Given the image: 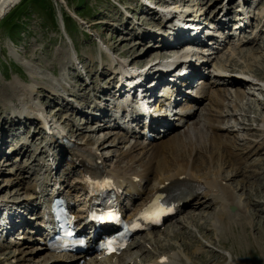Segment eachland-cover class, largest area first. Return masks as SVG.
Masks as SVG:
<instances>
[{
    "label": "rangeland",
    "instance_id": "rangeland-1",
    "mask_svg": "<svg viewBox=\"0 0 264 264\" xmlns=\"http://www.w3.org/2000/svg\"><path fill=\"white\" fill-rule=\"evenodd\" d=\"M1 1L2 0H0V2ZM217 2L218 1H216L215 4H217ZM258 2L260 6L258 5L259 10H256V18L260 15L262 10L260 7L264 5V0H259ZM124 4L134 9L133 11L130 9L128 11L132 16V18L128 17V22H130V24H128L129 28L132 24L134 26L148 27L151 25L152 19L157 17L155 14L152 19L141 16L142 12L138 10V6L134 0H16L13 1L11 6H7L5 9L6 11L1 12L0 15V112L2 113L0 114V118L4 117L3 113L9 110L7 105L13 107L18 101L22 100L23 97L18 94H23L24 91H28L29 93L30 91V96H32L30 102L34 100L38 104L43 105L45 113L49 117H54L53 120L56 121L58 128L62 129L64 127L65 129L72 130L77 141L90 142L92 140H97L96 142L97 144L99 143L102 155H107L108 159L106 163L110 168L117 165L116 167L123 168H120L121 170L129 169L132 172L135 171L137 174L144 175L142 179V182L144 181V187H149L151 182L148 179L150 176L147 174V166L149 164L147 160L149 159L148 155H150L153 145L144 144V148L141 149L139 148L140 146L135 147L133 145L135 148L131 149L130 146L122 142L121 137H123V133L121 130H119L117 134L116 130L112 131L111 136L108 134L107 128L99 129L98 131H89V124L86 123L85 126L79 123L80 120H86V118H75L70 115L68 111L54 114V112L58 110V107H54L55 103L49 105L51 99L56 97L54 91L67 88L71 92L77 90V85H74L75 82L79 84L77 73L70 68V65L75 61L72 62L68 58V53L71 54L73 52L72 45L76 49L78 59L84 64L82 65L84 71L90 68V72H87L86 75L82 73V69H80V71L76 70L80 72L84 79H88L90 73L98 70L103 61H99L100 46L97 45L96 40L104 38L98 36V33H95L89 28V25L91 23H103L105 21L110 23V20L118 17L119 13L124 14L122 11ZM56 11L60 15V11L67 12L66 16H70L69 20L65 19L69 27H67L69 34H67L63 26L60 25L61 17L60 15V18L56 17ZM101 27H103L101 32L105 34L104 37L107 36V39H111L110 36L113 34L112 38L114 42L112 44L118 46L116 50L127 54L120 58L121 61L130 60L132 59L130 57L133 55V60L137 58V61L135 60L136 62L145 61V56H147L150 51H145L141 54L140 52L149 47V41L141 42L138 38L131 37L129 33L123 31L113 32L110 26L103 25ZM119 28L124 29V26L119 25ZM69 38H72V40L70 39L72 43H70ZM104 41L111 44V42H108L106 39ZM106 45L108 46V44ZM125 50H129V52H124ZM227 52L228 49H224L222 52L218 53L215 58L220 59L221 56L225 55ZM159 53L161 54L160 51L157 53L155 51L151 52V54L155 55ZM247 53L248 52L244 51V54ZM240 55L241 53L239 55L235 54L232 59L229 60L231 63L237 61L236 63L241 64V66L246 67V69L252 70L259 78L264 79V57L262 58L261 55L251 54L240 59ZM141 57H145V59ZM95 60H97L96 63H94ZM228 64L230 63L225 62L221 63L220 66H227ZM232 67L238 68L239 66L232 65ZM43 72L49 77L53 76L51 72H58V75L51 79L58 85L57 89L52 88L49 81L42 79L40 74ZM17 76L21 77V81L25 85H23V87L21 86L22 89L14 84ZM104 77L105 75L102 76L100 85H102L101 82H106L107 79H104ZM59 79H62L63 82ZM210 82L211 81L206 82V87L210 89L220 88V91L223 92V107L219 109L220 111L218 109L215 110L209 100L206 99L201 104L200 110L206 113L208 109H213L214 111L220 112V114L222 111L224 116L226 115L222 118H216L220 122L215 121V123L221 124L224 128L220 132H217L220 129L217 128L216 132L222 137L221 140H223L226 145L228 144L229 150L241 161L238 166L241 168L246 167L244 168V170H246L245 177L237 176L238 180L241 181L239 185L235 182L236 179H227L222 183L226 182L230 185L232 182L231 187L234 188V193L236 194L237 192L238 194L236 195L240 197V202L243 201L246 205V199H248V196H251L253 201L249 203L255 208L257 215L252 218V216L249 215L250 208L243 207L245 217L237 215L235 218H228L229 216L226 213V216L222 214L223 220L221 219L220 221L215 215L218 213L219 209L217 204L210 205V207L206 208L200 207L198 208L199 210L197 209V217L195 215L191 220L195 221V224H199L198 226L202 229L200 230L201 234L206 235V237H211L210 240L212 242L210 244L201 242L200 239L205 236L200 235L197 228L190 221L183 219V222L187 226H183L180 222H169L163 230H158L155 234L157 240L155 238L151 239L152 245L148 246L149 244L146 245L145 243L142 247L135 246V248L133 247L134 250L131 249L130 254H140L141 256L138 257L142 258L146 256L149 260L150 257L154 256L153 252H165L170 255L173 254L175 257L178 252L181 253V257H184L186 253L187 256L181 259L182 264H189L191 261L193 262L192 264H264V235L259 233V231L262 234L264 232V149H260L264 147V133L252 137L251 135L254 133L250 130L252 126H239L240 128L237 126L231 128L226 124L231 114H234L235 118L242 122L249 120L251 118L250 114L264 117V100H261V103H259L253 95L248 94L246 91H243V89L241 95L243 96V94H245V96L242 98L240 95V98L236 99L234 95V97L230 96L227 89L228 86L221 85V87H213ZM96 83H98L97 80H95L93 85ZM104 85H107V83ZM15 86L19 89L16 90L17 88ZM79 91H82L81 94H83L81 102L85 101L83 100L84 97H87V103L89 100L87 88ZM261 95L264 97V93ZM13 97L14 99H11ZM15 97L18 98L16 99ZM10 102H12V104H9ZM30 102L29 104L32 103ZM233 103L236 105L235 109H233ZM182 106L185 105L182 104ZM213 110L211 112H213ZM20 118H23V116ZM257 120L262 122L263 119L259 118ZM73 121L76 123L74 127ZM73 128H79L80 130L75 132ZM214 128H216V126ZM182 129L186 130V127L184 126ZM26 131L27 128L25 127L22 133H26ZM63 133H65V130H63ZM208 133L210 134V131L207 132V134ZM182 134L184 133L182 132ZM171 135L175 134H170L165 137V139L171 137ZM31 136L29 137L30 139H32ZM35 138H33L34 142ZM247 139H251V142L245 143ZM136 140L138 142L141 141L140 138ZM159 141L160 140L152 141V144L158 143ZM227 141H233V146ZM230 146L239 154H244L246 151L250 150V154L246 156L247 163L244 157L234 153ZM35 147L32 149V156L23 158L22 162H16L15 164L4 163L5 166L0 165V198L4 197L11 200H20L24 199L26 194H30L27 191L33 188L31 186H34L36 175L34 173H29V171L21 172L20 169H22L25 164L26 166H35L36 161H34L35 159L33 160V158L39 149ZM11 149L12 147H7L8 152ZM27 153L30 154L31 151L27 150ZM246 153H249V151ZM257 159L261 160L257 161L255 166L261 170L255 168L253 165ZM250 163H252V167L248 166ZM68 167L69 161H64L63 169L68 170ZM221 169H219V173L227 177L230 167L223 166ZM255 172H258L260 176L258 177ZM231 175L228 178H232L233 175ZM74 176V179H77V174L71 177ZM257 191L263 193L258 195L256 193ZM254 201L258 202L256 206ZM34 203H38V200L35 199ZM199 214L202 217H199ZM229 215L233 216L234 214L231 213ZM212 216L216 217L218 221ZM238 218H240L241 222L249 221V223L238 224L236 223L240 222ZM214 221L216 222V226L212 225ZM210 223V226L213 228L212 236V229L208 226ZM176 224H178V227H175ZM208 229L210 230L208 231ZM23 238L27 241L32 239L25 235H23ZM10 242L14 243V245H9V243H7L9 248L15 251L10 252L11 254H7L9 250L0 252V264H41L44 261V257L48 255L44 249L36 250L39 245L34 242H22L19 239H10ZM180 244H182L184 250L181 248L182 246L180 247ZM24 245H26L27 248L23 249ZM13 246H20L18 248L26 252L25 257ZM33 249L34 251L30 252ZM39 252L42 254V259H39L37 256ZM178 257L179 256L175 258V260L177 259L176 261H178Z\"/></svg>",
    "mask_w": 264,
    "mask_h": 264
},
{
    "label": "bare ground",
    "instance_id": "bare-ground-1",
    "mask_svg": "<svg viewBox=\"0 0 264 264\" xmlns=\"http://www.w3.org/2000/svg\"><path fill=\"white\" fill-rule=\"evenodd\" d=\"M13 1H16V0H2L0 2V15H1V12L6 11L5 9L7 8V6H11L13 4ZM183 1L186 2V0H183ZM191 1H192L191 2L192 5H194V3H197V0H191ZM168 10H167V13H164V16L169 15ZM171 10L173 11L174 8H171ZM184 10H185V8H184ZM193 10H194V8H193ZM195 11H197V10H195ZM56 13H57L56 17H59L60 14L58 12H56ZM60 13H61V15H60L61 18L59 17L60 18V25H62L63 28L65 29V32L67 34H69V32L67 30L68 26H67L65 19L69 20L70 16H66V15L63 16L62 11H60ZM65 13H67V12H65ZM173 15L174 14H172V16ZM123 17H124L123 14L119 13V16L116 18H113L112 19L113 21H111V23L116 27L117 26L116 22L123 19ZM176 17L177 16H173V20ZM173 20H172V22H173ZM175 20H176L177 25L183 24L182 21H180L178 19H175ZM172 22H170L169 24H171ZM104 23H102V22L91 23L89 25V28H91L95 33H98V36L103 37L108 42H111V47H113V49L116 50V49H118V46H114L112 44L114 42L113 38H112L113 34L110 36L111 39H107V36L104 37L105 34H102V32H101V30L103 28L101 26H103ZM113 25L112 26L110 25V27L114 28ZM168 29L169 28H165L166 31ZM149 33H151V32H149ZM140 34L142 37H145V31L140 32ZM173 35H177V37L181 36V34L179 35L177 33H174ZM151 38H152V36H151ZM229 39H230V37L228 38V40ZM253 41H254V39H253ZM253 41L251 43H253ZM245 45L246 44H243V46H241V47H245ZM236 46L238 47V45H236ZM162 47H163V43H162V46L159 48H162ZM199 47H200V48H198L199 52H196V55L197 54H203L207 51H210V49L203 48V46H199ZM173 50H175V49H163V51H160L161 54L159 53L158 55H155V56L156 57H162V56L168 55V53L172 52ZM189 51H192L191 48H189ZM118 52L123 54V55H126L123 52H120V51H118ZM124 52H129V50H125ZM185 54L187 55V52ZM233 54H234V51L232 49H228V52L225 55H222L220 59H215V60L212 59L211 60V62H213L211 67L214 71H216V73H218L216 80H218L220 83L223 81V82H225L226 85L232 87L230 89L233 91V95L237 99V98H240L242 90H241V88L236 87V86H241L243 84H247V82H249L247 79L253 78V74H252V70H249L248 68L247 69L246 68L241 69V72H243V74L245 75L244 77L247 78L246 81L241 79V78L223 77L222 75H224V74L220 75V73H223V71L226 72L225 70H230V71H232V69L235 71L238 70L237 68L232 67L233 64L229 60V59H232ZM188 55H190V52H188ZM177 57L178 56L174 55L173 57H171V59H175ZM132 58H133V56H132ZM198 58L200 59L201 57L198 55ZM135 60L137 61V58H135ZM131 61H133V59ZM136 61H135V63H137V64H144L143 61H140V62H136ZM170 61H171L170 63L174 64L173 60H170ZM225 62L230 63V64L228 66H226V68H220L221 63H225ZM159 63H160V60H157L153 64V66H151L148 70L147 69L144 70L143 71L144 73L141 76H139L138 78L143 79V77H145L143 79V81H144V80H146V77L158 78L159 76H172L175 79L176 84L173 85L172 88H169V85L167 84V82H165L166 83L165 85H160L159 92L162 93L164 91V94L167 97L172 96V98H173L172 103H175V104L177 103L176 107H178L179 109H177L176 107L172 108V112L176 111V113H173L172 115L174 116V115L178 114V116H179L178 119L185 121L183 127L185 126L186 130L182 129L183 128L182 127L181 129L183 131L181 129L179 131H177V133L174 131L175 133H172V134H175V135H171V137L165 139V137L170 135L169 134L170 129L165 132L166 127H165V124L163 123V120L166 119V120H168L167 122H170V120L167 119L168 115L166 113L162 112L163 109H161V111L155 110V109H158V107H159V101H156V103L153 104V105H156V107L151 109V111H154V113H157V114H149V116H147L150 119L149 128H150L151 134L153 135V139L151 140L150 138L144 136L141 138L143 139V141L145 143L142 142V139L140 142H138L136 140L137 137H134V136H136L137 132H134L132 130L129 137H127L128 133L127 132L125 133V137H127V140H125V142H124L125 144H127V142L131 143L134 141V144L130 145L131 149L135 148L137 146L138 147L140 146L139 147L140 149L144 148L143 147L144 144L153 145V147L151 148V153H150V155H148L149 159L147 160L149 163L147 166V174H148V176H150V178H148V179L151 182L149 187H144V184L142 185V179H143L144 175L142 176L140 174H137L135 171L132 172L129 169H128L129 171L126 169L121 170L120 168L117 167V168H114L113 170H110V172H106L102 168V158L97 153L98 148L97 147L92 148L90 145V144H94V143L97 144L96 141L92 140L88 143H85V145L89 146L96 153V157L94 159L95 164L102 169V171L104 172V175L112 177V179L115 182L117 181L118 178H121L123 181H125V183H123L124 188L127 186V188H129L128 191L134 190L139 195H141L142 200L140 201V204L137 205L136 207H139L140 205L146 203L153 196H156L160 191L164 190L165 188L175 187L178 191V193L176 194V198L178 199V202L180 203V205H183V206H180V208L189 207L191 212L196 211L198 213V210H199L198 208H200V207L206 208V207H210V205L217 204L218 206H220L221 209L215 215L221 221L222 214H225V216H226V213L228 214V216H229V214H231L228 212V207L231 204H233L236 206V212L234 214L245 217L244 216L245 213H243L244 209H243V207H240V203L244 204V202L243 201L240 202V197L234 193V188L231 187L232 182L230 185L226 182L222 183L224 180H227V179H229V180H232V179L235 180L236 179L235 182L239 185V183L241 181L238 180L237 176L245 177V175H246L245 171L246 170H244V168H246V167L241 168L238 166L241 163V161H239L238 158L236 157V155L233 154L229 150V148H228L229 146H227L228 144L226 145L223 142V140H221L222 137H220V135L217 133V132H220L221 131L220 129L222 128L219 124L215 123L217 116H219L220 114L214 113L215 111L213 109H212L213 113L212 112L210 113V111H212L210 109H208V112L206 111V113L201 112V110L198 111L199 105L201 104L199 102V100H202V98L199 100L194 99L193 101H191L189 103L187 101L188 99L186 97H183L184 95L182 94V91L185 92V89H184L185 87L189 88L190 86H193L194 83H189L185 86V83L180 80L182 75H179V76L175 75L174 76V75L168 73L170 68L167 66L163 67L164 68L163 71L162 70H159L158 72L155 71V70H157L156 67ZM202 65L199 64V66H201V68H203V66H204V65L203 66ZM100 70L102 73H105L106 71L111 70V68L103 67V68H100ZM146 72H147V74H146ZM190 72L191 71H189V70H185L184 73H182L183 77L189 78V77H192L193 74L196 75V73L189 75ZM145 74H146V76H145ZM150 75H155V77L150 76ZM108 77H110V76L108 75ZM21 80H22L21 77L17 76V79L14 82V84L16 86H19L20 89H22V87L24 85V83ZM156 82H159V80ZM170 83H172L171 79H170ZM202 83L204 84V81H202ZM25 84H27V83H25ZM212 86L214 87V84H212ZM16 88H17L16 90L19 89L18 87H16ZM140 88L143 89V86H140ZM235 88H237V89H235ZM96 89L98 90V92H100V86H98V88L96 87ZM172 89H173V91H172ZM178 90L180 92V96H179V93H177ZM215 90L216 89H211L210 93H209L202 86V91L205 93L206 97L208 96L212 107H214L215 110L216 109L219 110L220 108L223 107L222 97L224 94L218 90H216V91ZM202 91H200L198 93L200 94ZM237 91L239 92V94ZM185 94H187V93H185ZM18 95L23 97L21 101H18V103H16L17 109H20V111L17 112L16 110H14L15 113H13V115L11 116L12 119H15L16 116H19L18 118L23 116V118L30 119L31 121H34L35 116L32 115L31 112L33 111V109H35V107L39 108L41 111L43 110L42 111L43 116L47 117V114L44 112V109H42L41 107H39L37 105H33L34 103L29 104L30 100L32 99V96H30L31 95L30 91H29V93H28V91L27 92L24 91L23 94H18ZM153 96L156 98L158 96V94L156 92H154ZM98 97L99 96H96V98H98ZM241 97H242V95H241ZM11 99H14V97ZM145 101L147 102L146 104L148 106V101H150V99H146ZM180 101H183L184 104H186V106H182ZM103 105H105V103ZM232 105H233V109H235L236 105L234 103ZM117 108H119V107L117 106ZM140 108L142 110L146 109V105L144 102L140 103ZM9 109H13L12 106H9ZM164 110L170 112V110H168V109H164ZM216 112H218V111H216ZM24 115H26V116H24ZM206 115H207V117H206ZM107 116H111V115H107ZM6 118H8V117H6ZM6 120H8V119H6ZM132 122H135V120H133ZM132 122H131V126L133 125ZM236 122H237V120H233V122L229 123L228 126H230V127L235 126L237 124ZM258 123L259 124H257V125H264V119L262 120V122L258 121ZM39 125L41 127V124H39ZM244 125L250 126L251 123H245V124H243V126ZM135 126H138V125L136 124ZM215 126H216V128H214ZM217 128H220V129L216 132ZM24 129H25V127L23 128V130ZM251 129H254V128H251ZM52 130H53V132L51 133L52 138L48 139L49 146L52 145L53 147H58L56 144H59L60 141L57 140L58 137L54 133L53 127H52ZM141 130L144 131L143 129H141ZM254 130L260 131V129L259 130L254 129ZM209 131H210V134L208 133L209 134L208 135L207 132H209ZM182 132L184 134H182ZM62 133H63V130H62ZM0 134H1V131H0ZM3 134L7 137L8 132L5 131V132H3ZM36 134H40L39 131H36V132L34 131V133H32V136L30 135L32 138V141H33V138L36 137L35 136ZM62 135L60 137H62ZM69 138L72 140V138H74V134L72 133ZM156 140H160V141L158 143L152 144V141H156ZM228 143L230 144V142H228ZM66 144H68V141L66 142ZM230 147L233 150L232 146H230ZM77 149H78V152H80V154L83 157L91 158L92 153H81V150L84 148H77ZM53 151H54V148H53ZM248 151L250 153V150H248ZM248 151H246V152H248ZM56 153H58V152L56 151ZM54 158L51 159V165H49L50 169H54L53 159L55 161H57V160L62 161L61 157L55 156ZM77 160H78V157H77ZM79 162H81V160H79ZM81 165L83 166V170H82L83 172H82V175H80V178H82V176L84 178V176H92L93 174H99L98 172L93 173V171L89 167H87L85 164L81 163ZM43 166H44V164H43ZM223 166L230 167V171L228 172L229 175H227V177L226 176L224 177L219 173V169H221ZM88 172H90V173H88ZM129 172H131V173H129ZM65 173H66V170L63 169V171L60 173V175L65 177V175H66ZM231 174L233 175V177L228 178ZM46 183H47V181H45L44 184H46ZM33 185L34 186H31L33 188L32 189L30 188L31 190L29 189L33 199H29L28 201H25V203H29L32 206V204H36V203H34V200L37 199L38 200V204H37L38 208H42V207H44V204L41 203V201H40L41 199H38V195L41 192V191H39L41 187L35 186V184H33ZM66 188H69V187H66ZM70 188H72L73 191H76L75 189L79 190V188H81V184L76 182L73 184V186L71 185ZM61 190L62 189H60V190L57 189V191L60 192L61 195L67 193V192H63ZM54 191H55V188L52 190L51 195H53ZM261 191H262V189H261ZM260 192L257 191L256 193L258 195L263 193V192L262 193H260ZM60 193H58V194H60ZM78 193H79V191H78ZM74 197L77 198V195L76 196L74 195ZM24 200L25 199H23V201ZM246 200H247L246 203L248 204L250 201L251 202L253 201V198L251 196H248V199H246ZM23 201L19 202V203L23 204L24 203ZM257 203L258 202L254 201L255 206L257 205ZM223 209H224L225 213H224ZM40 210H42V209H40ZM0 212L2 213L1 209H0ZM196 217H197V215H196ZM199 217H202V216H200V214H199ZM216 217H214V218L216 219ZM170 219H173V218H170ZM238 219L240 222L235 221L238 224L249 223V221L241 222L240 218H238ZM36 220L39 221L40 217ZM204 220H205V218H204ZM32 221L33 220L25 221V220L15 219L9 224V226H8L9 231L11 229L14 230L15 232H19L20 230H22V231L25 230V231H27V233L28 232L33 233L34 228H33L32 224H29ZM176 221L178 222V219ZM12 226H13V228H12ZM228 226H230V225H228ZM198 229H199V227H198ZM209 230L210 229H208V231ZM35 231H36V229H35ZM157 232H158V230L151 231V233L149 232L150 233L149 238H145V241H147V242H145V241L138 242V243L132 242L131 248H133L135 246L142 247L143 244H145V243H146V245L149 244L148 246L152 245L151 239L156 237L155 234ZM259 233L261 235H264V232L262 234L259 231ZM21 244H23V243H21ZM0 248H2L1 250H6L9 248V245L8 244L3 245V243L0 242ZM24 248H27V246L24 245L23 249ZM23 249H22V252H25V251H23ZM39 249L43 250V248H40V247L36 248V250H39ZM6 251H4V252H6ZM32 251H34V249L31 250L30 252H32ZM130 251H131V249L128 248L125 252L118 255V259H116L117 257L115 256V257L108 258L109 259L108 261L109 262L116 261V264H138L139 262H141L142 258H140V257L138 258V256H141V255L140 254L132 255V254H130ZM166 254L167 253H165V252H160V253L159 252H153L154 256L150 257V259L147 260L143 264H178V262H179V264H182L181 263V257H178V261H176L177 259L171 260L170 256H168ZM37 256L39 259L40 258L42 259V254H40V252H39V255H37ZM50 257L52 258L51 262H49L51 259ZM50 257L49 256L44 257V259H43L44 261L41 264H73L70 261L64 262V263L56 261V260H54L55 257L52 254H50ZM64 258L67 260L66 257H64ZM86 264H106V263H101L100 261H95L93 258H91L90 260H88V262Z\"/></svg>",
    "mask_w": 264,
    "mask_h": 264
},
{
    "label": "trees",
    "instance_id": "trees-1",
    "mask_svg": "<svg viewBox=\"0 0 264 264\" xmlns=\"http://www.w3.org/2000/svg\"><path fill=\"white\" fill-rule=\"evenodd\" d=\"M56 12H57V11H56ZM56 14H57V13H56ZM64 15H66V13H65V12H63V16H64Z\"/></svg>",
    "mask_w": 264,
    "mask_h": 264
}]
</instances>
